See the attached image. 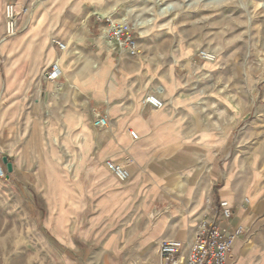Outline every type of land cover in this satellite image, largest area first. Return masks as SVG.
I'll return each instance as SVG.
<instances>
[{"label":"crops","instance_id":"1","mask_svg":"<svg viewBox=\"0 0 264 264\" xmlns=\"http://www.w3.org/2000/svg\"><path fill=\"white\" fill-rule=\"evenodd\" d=\"M94 15L84 0L34 3L0 48V125L16 133L6 136L8 147L18 137L21 156L40 148L49 157L42 168L14 162L0 179L9 187L0 190V264H118L123 249V264H159L158 244L186 247L204 220L221 221L220 202L233 212L229 227L243 228L228 264H264V141L239 131L243 107L190 82L195 64L177 74L176 50L145 38L129 56L107 44ZM54 64L61 75L49 81ZM147 95L163 107L143 106ZM95 115L109 127L95 129ZM255 153V165L244 159ZM106 161L124 166L128 179L118 181ZM41 170L70 188L76 210L64 205L67 235L48 220L47 190L37 192ZM26 188L43 203L42 226L40 212L21 208Z\"/></svg>","mask_w":264,"mask_h":264},{"label":"rangeland","instance_id":"2","mask_svg":"<svg viewBox=\"0 0 264 264\" xmlns=\"http://www.w3.org/2000/svg\"><path fill=\"white\" fill-rule=\"evenodd\" d=\"M58 1L0 0L1 50L5 43L3 36L6 5L20 4V7L28 8V13L24 16L26 17L32 4L43 6L47 2L54 4ZM84 2L95 11L92 18L97 28H100L102 38L106 19L119 24L126 23L132 26L135 40L141 42L150 39L160 50L171 52L176 50L174 63L177 74L184 75L185 67L195 64L197 69L189 77L190 82L212 86L214 93L222 94L242 106L245 114L239 131L243 130L249 136L255 133V138L264 141V0H84ZM200 50L213 53L215 61L204 63L197 60L195 56ZM223 102L225 109L235 116L238 115L231 103ZM2 129L3 125H0V171L3 174V177L0 176L1 180L6 174L9 175L1 162L3 157H6L11 165L21 160L25 164L34 162L43 167L48 157L45 149L32 148L31 150L36 153L21 156L17 146L20 143L18 137L13 141L14 145L10 149L8 147L9 140L6 136L9 134L11 137L14 136L16 134L14 130ZM244 159L246 161L249 159V162L255 165L258 155L250 154ZM67 161L70 163L71 158H67ZM33 173L28 172V176L33 178ZM38 173L41 183L38 182L37 192L42 185L44 190H47V200L51 204L48 220L54 223L59 235H67L69 212L64 209V205L69 203V207L73 211L76 210V205L70 204L69 201L70 188L58 182L56 172L41 170ZM12 174L13 171L10 175ZM1 180L0 190L8 194L9 187H4ZM22 193L28 195L29 199H26L27 204L23 203L21 208L40 212L42 217L37 225H44L43 203L38 197L33 198L36 192L26 188ZM125 253L124 249L116 251L118 264L124 263Z\"/></svg>","mask_w":264,"mask_h":264},{"label":"built area","instance_id":"3","mask_svg":"<svg viewBox=\"0 0 264 264\" xmlns=\"http://www.w3.org/2000/svg\"><path fill=\"white\" fill-rule=\"evenodd\" d=\"M28 13V8L17 7L15 4H8L4 8V36L7 40L14 37L18 32V22ZM103 39L109 45H114L129 56L139 54L133 28L126 23H115L105 20L103 28ZM59 50H64L65 45L54 41ZM195 58L200 62L212 63L215 55L208 51L200 50ZM61 75L56 64L52 65L46 72V79L57 80ZM143 106L154 109L163 107L162 101L156 95H147L142 100ZM92 126L97 130H104L109 127L108 119L104 116L95 115ZM129 136L137 140L135 132L130 131ZM105 168L120 182H125L129 174L124 166L112 161L104 163ZM0 176L3 177L0 171ZM221 221L217 219L204 220L190 244L184 245L177 241H163L158 244L157 255L159 264H228V256L235 238L243 234V228L237 226L229 227V221L233 212L226 202L218 204Z\"/></svg>","mask_w":264,"mask_h":264},{"label":"water","instance_id":"4","mask_svg":"<svg viewBox=\"0 0 264 264\" xmlns=\"http://www.w3.org/2000/svg\"><path fill=\"white\" fill-rule=\"evenodd\" d=\"M1 162L3 165H5L7 173L10 174L12 172V165L7 161V158L3 157Z\"/></svg>","mask_w":264,"mask_h":264},{"label":"bare ground","instance_id":"5","mask_svg":"<svg viewBox=\"0 0 264 264\" xmlns=\"http://www.w3.org/2000/svg\"><path fill=\"white\" fill-rule=\"evenodd\" d=\"M1 4V3H0ZM17 7H20V4H15ZM4 40V39H3ZM159 90V89H158ZM186 244H190V242H186Z\"/></svg>","mask_w":264,"mask_h":264}]
</instances>
